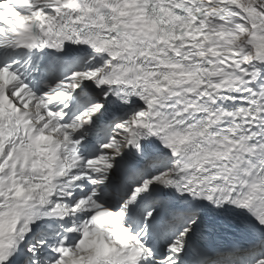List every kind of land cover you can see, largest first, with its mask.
<instances>
[{"label":"snow or ice","instance_id":"snow-or-ice-1","mask_svg":"<svg viewBox=\"0 0 264 264\" xmlns=\"http://www.w3.org/2000/svg\"><path fill=\"white\" fill-rule=\"evenodd\" d=\"M0 264H264V0H0Z\"/></svg>","mask_w":264,"mask_h":264}]
</instances>
